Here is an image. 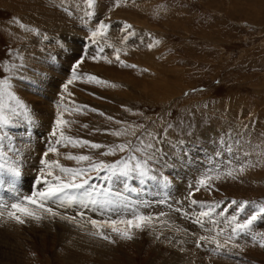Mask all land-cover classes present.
Returning <instances> with one entry per match:
<instances>
[{"label":"rangeland","instance_id":"rangeland-1","mask_svg":"<svg viewBox=\"0 0 264 264\" xmlns=\"http://www.w3.org/2000/svg\"><path fill=\"white\" fill-rule=\"evenodd\" d=\"M130 1L96 0L95 8L88 9L94 11V15L88 17L84 11L87 0H39V3L0 0V78H10L13 73L9 68L23 63L25 68L21 71L27 80L16 77L12 83L16 94L37 114L34 113L36 123L28 127L27 132L26 125L10 129L16 146L21 153L24 151L20 158L23 167L22 177L16 182L20 183L17 184L18 195L8 184L11 177L0 174V212L4 213L0 221L7 222L5 224L11 229L0 238V264H264V248L258 243L253 246L250 238L247 242L244 239L236 241L242 245V251L221 249L226 255L211 254L213 244L196 247V238L212 233L205 230L209 227L206 217L204 228L189 218L194 219L200 204H217L215 220L222 226L225 218L237 211L236 205H230L231 201L248 202L249 207L240 213L241 220L250 214L253 204L264 205V0ZM30 2L31 7L37 8L32 10V21L26 18L32 11L26 12L31 7L25 3L30 5ZM21 3L25 11L17 18ZM41 8L50 13L40 15ZM15 19L25 26L30 37L17 34L13 25ZM45 20H57L71 29L48 30L42 24ZM98 21L110 27L93 43L91 33ZM125 24L131 25L127 31L122 27ZM62 37L67 38L63 52L57 46ZM116 49L120 50L123 64L115 60ZM135 52H140L141 57L152 55L156 61L150 60L146 66L144 60L136 58ZM81 55L84 62L78 73L84 78L73 81L64 92L63 85L71 79L70 70ZM94 56L97 59H92ZM89 75L107 83L90 82ZM145 77L153 83L150 84L153 101L139 90L138 86L146 81L149 83ZM126 78L132 82L130 87L123 81ZM156 81H160V86ZM163 82L168 84L163 86ZM58 115L68 122L61 126L66 137L105 146L126 142L135 145L136 137L142 132L159 133L163 125L170 122L174 127L168 130L167 136L174 143L182 142L185 151L191 150L185 160L179 147L173 152L165 143L166 158L175 163V168L170 163L163 169V174L172 181L171 186L164 189L162 184L150 182L139 196L126 193L137 212L153 218L143 230L117 225L121 231H129L133 236L131 240L121 239L107 227L97 229L89 222L130 218V209L121 215L94 205L83 207L76 202L59 208L50 204L62 216L75 217V220L44 214L37 222L18 213L25 218L24 224L6 215L8 205L43 188L42 183H35L37 169L42 167L39 162L43 153L59 137V132L55 137L51 134L56 129ZM136 125L143 127L135 136L110 134ZM186 131L192 135H186ZM225 133H230L231 139ZM221 137L231 145V153L226 145L214 143ZM57 148L60 155L49 153L48 159H58L61 165L69 168L85 166V162L78 164L66 159V154L91 155L95 161L107 164L129 156L127 151L101 155L106 148L96 150L71 144L67 147L60 144ZM241 163L254 166L238 179L222 176L207 181L211 191L203 187L195 191L205 173L215 177L218 172L223 173L229 167L238 168ZM56 174L59 175L58 170ZM93 183L103 184L104 181L93 180ZM131 183L135 185L136 181ZM112 188L123 191L120 182H113ZM189 192H194L190 199L196 200L197 205L190 203ZM253 229L264 232V221L258 220ZM100 231L116 242L93 235Z\"/></svg>","mask_w":264,"mask_h":264},{"label":"snow or ice","instance_id":"snow-or-ice-1","mask_svg":"<svg viewBox=\"0 0 264 264\" xmlns=\"http://www.w3.org/2000/svg\"><path fill=\"white\" fill-rule=\"evenodd\" d=\"M96 0H87V8L84 10L85 15L92 17L94 11H88V9H94ZM71 14V13H69ZM24 28V25H20ZM110 27V25L104 23L103 21L97 22V27L92 31L91 38L93 43H96L95 38L98 35H103L105 31ZM123 30L127 31L131 28V25H123ZM134 33H129L132 35ZM44 39H47L45 36ZM159 43V41H156ZM67 44V38L62 37L61 43L57 46L61 48L63 52ZM152 47L151 44L148 45ZM103 51V48H100ZM115 60L123 64L124 62L120 60V50H115ZM58 59V57H57ZM92 59H97V57H92ZM83 55L77 59L73 67L71 68V79L63 85L64 92H67L68 85L72 84L73 81L78 78L83 79L80 76L78 69L81 64H83ZM111 63L112 61H108ZM125 67L135 68L136 65H127ZM25 68L23 63L18 64L15 67L9 68V71L13 73L10 78H0V174H6L11 177V190L18 195V189L16 188V182L22 177V167L23 161L20 160L22 155L20 149L16 146L12 135L10 134V129L25 126V132H27L28 127H31L36 123L35 116L31 107L22 100L15 91V85L12 83V79L19 77L21 80H27V77L21 71ZM87 80L97 83H107L105 81L99 80V78L89 75ZM63 99V96L61 97ZM59 107V105H58ZM93 111H96L93 109ZM100 115H104L100 113ZM107 119L112 120V117H107ZM163 118H161V121ZM68 122L63 120L62 117L58 115L55 121L56 129L52 131V136H57L59 132V137L53 141L46 151L43 153L40 159V165L37 169L38 176L35 181L37 185L43 184V188L38 191L33 192L31 195L24 196L15 203L8 205L7 215L10 219L15 220L17 223L24 224L25 218L35 220L39 222L44 218V214L50 217L59 216L61 219L75 220V217H65L62 216L57 210L49 206L56 205L59 207H66L67 205L76 202L83 207H88L89 205H94L100 209H108L109 211H116L118 214L123 215L125 210H131L130 218L121 219H109V220H90V224L97 229H104L105 227L111 229L113 233H116L121 239L131 240L133 236L129 234V231H121L117 225H125L127 229H137L143 230V227L148 224L153 218L151 216L143 215L136 211V206L133 204L130 195L136 194L139 196L144 188L150 183H155L161 185L164 189L171 186L172 181L168 176L163 174V169L168 168L170 163L173 168H175V163L170 162L166 157L167 153L164 152L163 145L167 143L168 147L172 149L173 152L176 148L181 149L182 157L187 160V156L190 154V149L188 151L184 150L183 143L180 141L173 142L167 136L169 129H172L173 124L166 123L163 125L162 130L159 133H153L150 131L142 132L140 136L136 137L137 143L131 145L130 142L120 143L113 146H105L98 143H93L87 140H79L70 137H66L61 126L66 125ZM116 123H122L117 121ZM154 123H156L154 121ZM87 127V125H85ZM143 125L128 126L121 130H114L110 134L117 137L121 136H135L136 131L142 128ZM191 125H189V128ZM186 135H192L190 131L185 132ZM231 139L230 133H225ZM7 141V144H5ZM221 145H226L227 150L231 153V145H227V142L220 138L218 141H214ZM63 144L64 147L71 144L75 146H87L92 149L99 150L101 148H106L107 150L100 153L101 155H114L116 152L129 153V156L120 162L107 164L103 161H95L91 155H71L66 154V159L75 160L78 164L85 162V166L77 168H69L60 164L59 160H49L48 155L52 153L59 156L57 145ZM11 153V155H10ZM136 153H140L137 156ZM219 155V153H218ZM247 155V153L245 154ZM11 160L12 163L8 161ZM178 162V161H177ZM231 164V161L229 162ZM251 163H241L237 167H229L223 173H217L213 177L209 173H205L204 177L201 178L195 187V191H199L202 187L206 190L211 191V186L207 183L212 179H220L222 176L232 179H238L239 176L243 175L245 171L253 167ZM57 170L59 175H57ZM92 173L96 175L93 176ZM103 173V175H101ZM93 180H102L103 184L93 183ZM131 181H136L133 185ZM113 182H120L123 186V191H114L112 188ZM189 187H192L189 185ZM194 195V192H189L188 198L190 199ZM190 203L197 205L196 200H191ZM25 204L27 206H25ZM230 205H236L237 211L230 217H226L221 224H218L215 220L214 210L219 207L217 204L205 205L200 204V211L194 213V219L192 222L199 225L201 228L205 227V220L207 218V227L205 230L212 235H200L194 240L196 247H203L204 244H213L214 248L210 249L213 255H226L227 253H221V249L228 248L243 250L240 243H236L237 240L244 239L247 242V238H250L253 246L257 243L261 248H264V232H255L253 229L254 224L258 221H264V205L253 204L251 206L252 210L250 214H247L243 220L240 219V213L244 212L246 207H249L248 202L238 203L233 200ZM2 206V205H0ZM177 211H183L182 209H177ZM23 217L22 218L21 215ZM4 215L0 212V217ZM83 213H81V216ZM187 215V213H185ZM226 234V235H225ZM93 235H100L102 239L108 240L111 243H115L109 235L100 231L98 233H93ZM223 237V242L221 241ZM260 237L261 239H257ZM229 245L231 246L229 248Z\"/></svg>","mask_w":264,"mask_h":264},{"label":"bare ground","instance_id":"bare-ground-1","mask_svg":"<svg viewBox=\"0 0 264 264\" xmlns=\"http://www.w3.org/2000/svg\"><path fill=\"white\" fill-rule=\"evenodd\" d=\"M36 1H37V3H39V0H35V3H36ZM128 1H129V0H128ZM132 1H133V0H132ZM132 1H130V2H132ZM142 1H143V0H142ZM147 1H148V0H147ZM26 2H27V1H26ZM28 2H29V1H28ZM9 3H10V2H9ZM2 4H3V3H2ZM13 4H14V3H13ZM25 4H26L27 6H29V7H31V2H30V5H29V3H25ZM32 4H33V3H32ZM10 5H11V4H10ZM14 5H15V4H14ZM14 5H13V6H14ZM2 6H3V5H2ZM15 6H16V5H15ZM15 6H14V7H15ZM139 6H140V5H139ZM135 8H136V7H135ZM141 8H142V7H141ZM14 9H15V8H14ZM33 9L35 10V9H37V8H36V7H31V8H29V9L27 8V9H26V10H27L26 12H31ZM139 9H140V8H139ZM141 10H142V9H141ZM24 11H25L24 5H23V3H21V7H20V9H18L19 15L17 16V18H19V17L21 16V14L24 13ZM46 11H47V10L41 8V9H39V12H38V13H39V14L41 13L40 15H42V14L47 15V14L50 13L49 11H47V12H46ZM15 12H16V11H15ZM15 12H14V13H15ZM32 13H33V11L31 12V14H32ZM34 13H35V12H34ZM38 13H37V14H38ZM16 14H18V13H16ZM31 14L26 15V18H27L29 21H32V19H33V18H32V17H33V14H32V15H31ZM131 14H132V12H131ZM132 17H133V16H132ZM49 18H50V17H49ZM143 19H144V18H143ZM25 20H26V19H25ZM35 20H36V22H37V20H39V19H35ZM40 20H41V19H40ZM46 21H47V20H45V22L43 21L42 24H43L44 26H46V27L48 28V30H51L52 28H54V30H55V29H60V30L63 29V30H67V31H68V30L71 29V27H69V25L67 26V25L60 24L57 20H52V22H51V21L46 22ZM31 24H32V23H31ZM13 25H15L16 32H17V34H18L19 36H20V35L22 36V35H24V34H26L27 36H29V34H28L27 32H25V29L22 28V27L20 26L21 24H19L18 22H16V19H15V22H13ZM11 26H12V25H11ZM153 28H154V27H153ZM15 29H14V30H15ZM149 29H150V28H149ZM9 30H10V29H9ZM14 30H13V32H14ZM60 30H59V32H60ZM11 31H12V30H11ZM11 31H10V32H11ZM54 32H55V31H54ZM135 32H136V31H135ZM64 33H65V32H64ZM62 34H63V33H62ZM62 34H61V35H62ZM26 35H24V36L26 37ZM72 35H73V34H72ZM16 36H17V35H16ZM21 36H20V37H21ZM134 36H135V35H134ZM29 37H30V36H29ZM69 37H70V36H69ZM69 37H68V38H69ZM72 37H74V36H72ZM143 37H144V36H143ZM76 39H77V38H76ZM78 39H79V38H78ZM78 39H77V40H78ZM74 41H75V40H74ZM75 45H76V44H75ZM105 47H106V46H105ZM110 48H111V47H110ZM69 50H70V49H69ZM139 51H140V50H139ZM122 52H123V51H122ZM128 52H129V51H128ZM129 53H130V52H129ZM135 53H136V54H135V55H136V58H137V59L144 60L146 66H147V64H150V62L153 61V59H154V57H153L152 55H151V56H147V57H146V56H145V57H141L142 55L140 54V52H135ZM130 55H131V54H130ZM149 55H150V54H149ZM134 57H135V56H134ZM141 60H140V61H141ZM150 60H151V61H150ZM154 60H155V59H154ZM155 61H156V60H155ZM151 64H152L153 66H156V67H157V66H158V67L160 66V65H156L155 63H151ZM149 66H150V65H149ZM161 70H162V69H161ZM99 72H100V71H99ZM157 72H158V71H157ZM157 72H156V73H157ZM101 73H102V72H101ZM60 74H61V72H60ZM111 76H112V78H114L115 80L117 79V77H116L115 75L112 74ZM151 76H152V75H151ZM48 77H49V76H48ZM54 77H55V76H54ZM160 77H161V76H160ZM145 78H147V77H145ZM155 78H156V77H155ZM155 78H154V79H155ZM157 78H158V77H157ZM126 79H127V78H126ZM147 79L149 80V83H147V81H146ZM147 79L145 80L146 83L144 82V85H143V86L141 85V86H138V87L140 88L139 90H142L143 94H144L146 97H148V95H149V100L152 98L151 100L153 101V99H154V96H152V95H153V92H152V89H153V88L150 86V84H153V83H151V80H150L149 78H147ZM154 79H153V80H154ZM106 80H107V79H106ZM159 80H161V79H159ZM57 81H58V80H57ZM123 81H124L125 83H128L127 85L130 87V85H131L130 83H132V82H129L128 79H127V80H124V79H123ZM166 82H167V81H166ZM156 83H157V81H156ZM156 83H155V84H156ZM166 84H168V83H166ZM166 84H165V82H163V86L166 85ZM157 85L160 86V81L157 83ZM173 85H175V84H173ZM163 86H162V87H163ZM179 86H180V85H179ZM179 86H178V87H179ZM138 87H137V88H138ZM165 87H166V86H165ZM181 87H182V86H181ZM163 88H164V87H163ZM166 88H167V87H166ZM170 88H172V87H170ZM117 89H118V88H117ZM158 89H159V88H158ZM160 89H161V88H160ZM164 89H165V88H164ZM167 90H168V89H167ZM177 90H178V89H177ZM123 91H124V89H123ZM157 91H158V90H157ZM159 91H160V90H159ZM111 92H112V91H111ZM164 92H165V91H164ZM166 92H167V91H166ZM53 93H54V92H53ZM154 93H155V92H154ZM27 94H28V93H27ZM171 94H172V93H171ZM175 94H176V93H175ZM178 94H179V92H178ZM48 95H50V94H48ZM126 95H127V94H126ZM166 95H167V94H166ZM51 96H52V95H51ZM52 97H53V96H52ZM123 97H124V96H123ZM169 98H170V97H169ZM157 100H158V99H157ZM157 100H155V101H157ZM164 102H165V101H164ZM41 103H42V102H41ZM158 103H159V102H158ZM39 105H40V104H39ZM42 106H43V105H42ZM49 106L52 107L51 105H49ZM167 107H168V106H167ZM231 107H232V106H231ZM224 109H225V108H224ZM42 110H43V108H42ZM42 110H41V111H42ZM236 110H238V109L236 108ZM39 111H40V110H39ZM50 111H52V110L50 109ZM50 111H49V112H50ZM239 111H240V109H239ZM243 111H245V110L243 109ZM243 111H242V112H243ZM36 112H37V111H36ZM232 112H233V111H232ZM235 112H236V111H235ZM33 113H35V112H33ZM237 113H238V112H237ZM239 113H240V112H239ZM35 114H36V113H35ZM243 114H244V113H243ZM48 115H49V114H48ZM241 115H242V114H241ZM241 115H240V116H241ZM246 115H247V114H246ZM259 115H260V114H259ZM36 116H37V114H36ZM238 116H239V114H238ZM238 116H237V119H238ZM259 117L261 118V116H259ZM241 118H242V117H241ZM35 119H36V118H35ZM252 119H253V118H252ZM42 120H43V119H42ZM50 120H51V117H50ZM45 122H46V121H45ZM42 126H43V125H42ZM42 131H43V130H42ZM48 135H49V134H48ZM37 152H38V151H37ZM23 153H24V151H23ZM23 153H22V154H23ZM23 156H24V155H23ZM24 157H25V156H24ZM33 157H34V156H33ZM20 158H21V156H20ZM22 158H23V157H22ZM25 159L28 160L27 158H25ZM25 159H24V160H25ZM29 161H30V160H29ZM28 163H31V162H28ZM31 165H32V164H31ZM32 166H33V165H32ZM32 166H30V167H32ZM27 169H28V168H27ZM30 169H31V168H30ZM30 169H29V170H30ZM25 170H26V168H25ZM29 170H28V171H29ZM26 171H27V170H26ZM31 171H32V170H31ZM31 171H30V172H31ZM26 173H27V172H26ZM27 174H28V173H27ZM30 175H31V174H30ZM33 176H34V174H33ZM18 183H19V182H18ZM18 183H17V184H18ZM8 184L10 185L11 182L8 181ZM8 184H7V187L9 186ZM17 184H16V186H17L16 188L18 189V188H19V185H17ZM19 184H20V183H19ZM26 188H27V187H26ZM26 188H25V189H26ZM20 190H21V189H20ZM28 190H29V189H28ZM10 192H12V191H10ZM19 193H20V191L18 190V194H19ZM176 193H177V192H176ZM172 197H173V196H172ZM20 198H21V195H20ZM5 201H7V200H5ZM3 205H4V204H3ZM89 212H90V211H89ZM83 213H84V212H83ZM6 215H7V214H6ZM90 216H91V215H90ZM1 219H2V218H1ZM11 222H12V221H11ZM5 223H7V222H2V220L0 221V224H1V225L3 224V225L1 226L2 229L0 230V238H2V237L4 238V237H5V234H6V233L8 234L9 231L11 230V229H9V228L7 227L8 224H5ZM8 223H10V219H8ZM12 223H13V222H12ZM44 225H45V224H44ZM59 225H60V224H59ZM10 226H11V225H10ZM36 226H37V225H36ZM68 226H69V225H68ZM12 227H13V226H12ZM12 227H11V228H12ZM41 228H42V227H41ZM31 229H32V228H31ZM49 229H50V228H49ZM41 230H43V229H41ZM23 232H24V231H23ZM21 233H22V232H21ZM36 233H37V232H36ZM38 233H39V232H38ZM13 234H14V233H13ZM2 235H4V236H2ZM18 235H19V233H18ZM11 236H12V235H11ZM45 236H46V235H45ZM7 237H10V236H7ZM46 237H47V236H46ZM10 238H11V237H10ZM5 240H6V239H5ZM5 240H4V241H5ZM10 240H11V239H10ZM16 240H17V239H16ZM6 241H7V240H6ZM13 241H14V240H13ZM18 241H19V240H18ZM21 241H22V240H21ZM83 242H84V241H83ZM7 243H8V242H7ZM1 244H2V243H1ZM4 245H5V244H4ZM4 245H3V246H4ZM9 245H10V244H9ZM21 246H22V245H21ZM1 247H2V246H1ZM4 248H5V247H4ZM17 249H18V248H17Z\"/></svg>","mask_w":264,"mask_h":264}]
</instances>
